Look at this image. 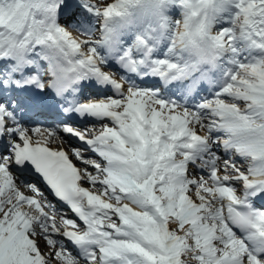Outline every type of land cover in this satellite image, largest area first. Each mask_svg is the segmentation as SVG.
Returning <instances> with one entry per match:
<instances>
[{"label":"snow or ice","instance_id":"obj_1","mask_svg":"<svg viewBox=\"0 0 264 264\" xmlns=\"http://www.w3.org/2000/svg\"><path fill=\"white\" fill-rule=\"evenodd\" d=\"M132 6H142V15L149 18L122 43L120 29L134 22ZM168 7L175 17L167 15ZM101 17V40L82 42L93 55L69 53L67 29L88 28L90 18ZM244 51L250 53L248 63L239 59ZM101 64L119 66L127 97L123 85L102 73ZM93 80L111 84L114 95H107L113 99L141 100L143 119L133 123L131 109L114 117L77 107L81 86ZM146 83L150 86L141 88ZM165 92L181 94V112L176 100L163 98ZM149 96L154 99L147 101ZM189 101L194 102L191 107ZM152 103L160 107L153 111ZM157 113L168 124L159 133L151 129ZM77 115L107 120L115 130L114 136H101L93 149L103 166L93 162L92 167L104 178L88 182L103 183L105 194L120 193L143 211L137 215L125 210L115 215L116 223L104 224L101 217L94 225L74 214L83 231L73 235L59 228L50 231L52 225L46 227L39 218L25 224L15 214L20 202L4 212L8 202L0 199V264H176L170 250L181 234L185 242L192 241L180 251L184 264L186 254L195 264H264V0H0V161L11 157L22 140L16 125L37 117H63L59 122L65 123ZM173 115L182 118L186 136L192 130V139L183 145L188 157L181 164L175 163L173 153L157 159L161 149L169 151L171 141L164 137L175 131L169 119ZM201 125L203 137L195 131ZM157 135L161 138L152 144L151 137ZM142 138L146 143L141 150ZM205 154L210 158L203 159ZM198 159L209 169L206 180L188 176L187 164ZM38 161L66 186L60 199L84 214L93 208L82 203L86 198L79 191L67 187L71 177L59 161L33 157L17 163L30 167ZM229 170L231 177L213 175ZM149 176L153 180L143 183ZM208 182L232 190L231 198L214 197L221 200L219 209L210 207L214 199L207 194L203 205L177 204L180 191L187 194L199 185L204 192ZM114 211L115 206L107 210L109 219ZM193 215L195 223L185 225L184 219ZM91 219H96L95 211Z\"/></svg>","mask_w":264,"mask_h":264},{"label":"rangeland","instance_id":"obj_2","mask_svg":"<svg viewBox=\"0 0 264 264\" xmlns=\"http://www.w3.org/2000/svg\"><path fill=\"white\" fill-rule=\"evenodd\" d=\"M90 2L91 3H95L96 2V0H90ZM110 2H114V0H110ZM101 8H102V6H101ZM130 11L133 13V18L132 19H134V18H136V17H139L140 16V14H141V12H142V6H132L131 8H130ZM167 11H170V18H172V17H175L176 16V12H175V10L174 9H172L171 7H168L167 8ZM91 20H92V24H91V27H90V29H87V31H79V30H76V31H73V30H71V28H68L67 29V31H70L71 32V34L76 38H79V40L81 41V42H83V40H86L87 38L88 39H90V40H95L97 37H98V35H97V30L99 29V27H100V25H102V22H103V18L101 17L99 20H97V19H95V18H90ZM84 32V33H83ZM91 33L92 34H95V35H91ZM82 47H83V49H84V46H80V48L82 49ZM87 49V48H86ZM242 54L240 55V57H239V59L241 60V61H244L245 63H248V59L246 60V59H243L242 58ZM138 101H139V103H141V100H139V99H137ZM147 101H150V100H148V99H146ZM122 101H123V99H122ZM151 107H152V110L153 111H155V109H157V108H159L160 106L159 105H157L156 103H152V105H151ZM241 107H242V105H241ZM178 112V111H177ZM118 113H122V109H120L119 111H118ZM180 119L181 117L180 116H178V115H173V116H171L169 119L172 121L173 119ZM159 122H166V121H164V120H162V119H160L159 118V114L157 113V114H155V115H153V118H152V123H154L155 125L156 124H159ZM183 122V121H182ZM107 125H109V124H107ZM201 129H203V126L202 127H198V128H196L195 129V131L196 132H199V131H201ZM95 130V129H94ZM189 130H191V129H189ZM97 131H99V129H96V132ZM192 131V130H191ZM152 138H153V136L151 137V143L153 144V141H152ZM158 140V138H156V141ZM145 143H146V141H145V139H141V150L143 149V147H144V145H145ZM168 148H169V145H168ZM160 152H162V154L163 153H168V152H171V151H168V152H165L163 149H161V151ZM180 153H181V151H180ZM162 154H159V155H162ZM87 158V157H86ZM179 159V158H178ZM96 160V158L95 157H93V158H90V159H88L87 160V162H90V164L92 165L93 164V162H95V163H97V164H101V166H103V161H100L99 159H97V161H95ZM99 160V161H98ZM92 161V162H91ZM184 160H181V162H180V164L183 162ZM177 164H179V163H177ZM191 166L192 165H188L187 164V169H192L191 168ZM91 167V166H90ZM95 167H91V168H89V170L87 169V171L85 172V170H84V176H83V184L84 185H86L87 186V188L88 189H90L91 191H93V193H102L103 195H105V193H106V189H105V187H104V184L103 183H98V184H95L94 186L92 185V184H90L88 181L89 180H87V178L86 177H90V179H95V180H101V179H103L104 177H103V174L101 173V174H99V175H97V171H95ZM220 174H222V172H219ZM229 174V173H228ZM188 176H189V178H191V179H196V178H200V179H202V180H206V177H204L203 175H196V173H194V171L192 172V171H188ZM229 176H231L230 174H229ZM86 178V179H85ZM110 179H112L113 181H115V179H113L112 177H109ZM117 179V181H118V183H123L124 181H122V180H119V178H116ZM149 180H153V176H149L148 177V180H144L143 181V183H148V181ZM116 182V181H115ZM210 186V187H209ZM186 187V186H185ZM109 188H111V184H109ZM12 189H14V187H12ZM172 189H169V191H171ZM214 190H215V192H214ZM149 191H150V188H149ZM193 193H195V194H199V195H201V196H204V199L202 200L201 198H199V199H197V197H196V195L194 196L193 195ZM207 194V198L208 199H214V197L215 196H217V195H219L218 193H217V189H214V188H211V185L208 183L206 186H205V190H204V192H201L200 191V186L198 185V186H196L193 190H191V191H189L187 194H185V192H183V191H180V193H179V196L177 197V204L178 205H184V204H188L189 206H191V203H192V201H195V203L196 204H198V205H203L205 202H206V200H205V195ZM118 195H119V193H112L111 194V196L110 197H108L109 198V201L113 204V206H115V210L117 209H119L121 212H124L125 210H127V212L128 213H132L133 211L137 214V215H139L142 211H143V209H140V208H138L137 207V205H135L133 202H131L127 197H124V198H119L118 197ZM198 196V195H197ZM201 196H199V197H201ZM202 200V201H201ZM125 203H130L131 205H133V206H135V207H137V210L138 211H136V210H134V209H132V208H130L129 207V205L127 204H125ZM221 205H220V200L219 199H214V204L213 205H210V207H214L215 209H219V207H220ZM167 211H168V213H170L171 214V216H175L176 215V213L175 212H173L172 211V209H171V207H169L168 209H167ZM204 215H207V213L205 214L204 213ZM114 217H115V215L113 216V218L112 219H109L110 221V224H112V223H116V221H115V219H114ZM192 222V223H195V221H196V217H195V215H193V216H189V217H187V218H185L184 219V224L185 225H187V224H189V222ZM173 222V224L175 223V221L173 220L172 221ZM207 223V222H206ZM213 223H215V222H213ZM182 227H183V225H182ZM186 231H188V229L187 228H185V232ZM192 241L191 240H188L187 242H185L184 240H183V234H181V239L179 240V241H174V243H173V248L175 249V253H176V255H175V259L179 262V264H184V261H182L181 259H180V251L182 250L181 248H182V246L185 244V243H191ZM203 243L205 244V245H207V243H208V237L207 236H204L203 237ZM192 251L194 252L195 251V246L193 247V249H192ZM187 256H189V258L187 259V264H195V261H193L191 258H190V254H186Z\"/></svg>","mask_w":264,"mask_h":264},{"label":"bare ground","instance_id":"obj_3","mask_svg":"<svg viewBox=\"0 0 264 264\" xmlns=\"http://www.w3.org/2000/svg\"><path fill=\"white\" fill-rule=\"evenodd\" d=\"M5 7L7 8L8 7V5L6 4L5 5ZM20 24H21V26H23V20H21V22H20ZM70 34H71V32L70 31H68ZM72 44V46L74 47V48H76L77 49V47L80 45V41L76 38H74V36L71 34L70 35V37H65V39H64V44L66 45V49H67V51L69 52V53H72V54H74V50L75 49H71V51H69L70 49H69V44ZM81 54H85V55H82V56H92V54H90V53H88L87 51H84L83 53H81ZM125 93H127L126 94V97L128 96V84H127V86H126V88H125ZM124 99V98H123ZM115 101H117V99H115L114 101H112V102H109V104H112V103H114ZM123 103H124V105H125V107L123 108V112L126 110V109H131L132 110V112L134 111V109H137L138 111H139V115L137 116V115H135L134 117H133V123H135V119H137V118H140V119H143V117L141 116V111H140V108H141V103H139V101L137 100V99H129V100H127L126 102H125V99H124V101H123ZM114 111H115V109H114ZM112 116H114V117H119V114L117 113V111L116 112H114L113 113V115ZM182 119V118H181ZM181 119H179L180 121H181ZM104 122H108L109 123V125H107L106 123H102L101 125H96L95 127L97 128V129H99V132H97L96 134H94V135H92V136H94V138H93V140H96L97 141V146H96V148L98 147V145H99V143H100V137L101 136H104V135H112V136H114L115 135V130H114V128L111 126V124H110V122L109 121H107V120H104ZM174 124V123H173ZM175 125V124H174ZM176 126V125H175ZM136 128L139 130V125L137 124L136 125ZM159 132H160V130H159ZM192 132V131H191ZM199 135L201 136V137H203V136H205L206 135V132L205 131H200V133H199ZM173 138H178V136L177 135H175V137H173ZM95 148V147H94ZM91 154H92V152H93V154H95V156H97V158L99 157L100 158V156L99 155H97V153H94V151L92 150V151H89ZM84 153V152H83ZM86 154H87V152H86ZM84 157H82V159H83ZM101 159V158H100ZM99 161V160H98ZM101 161V160H100ZM237 164H240V162H238L237 161ZM82 168H84V169H89V168H91L90 167V164H88L87 162L85 163V162H83V163H81V169ZM95 171H97V169H95ZM2 174H6V173H2ZM5 178H6V180H4V181H2V183H3V187H1L0 186V189L2 190V196L0 197V199H2V200H4V201H7L8 202V204H6L5 205V208H4V212H7V208H8V205H16V202L17 201H19V202H22V200L20 199V195L19 194H17L15 191H13L14 189H12V186L15 184L16 185V187L17 188H20L21 189V192L23 193V192H25L24 191V188H23V186H22V184L20 183V182H16L15 180H13V184H11L12 183V181H9V179L10 178H7V176H4ZM113 179H115L114 177H112ZM87 180H90V177H87ZM85 186V185H84ZM86 189H87V186L85 187ZM88 191H89V189H87ZM109 194V193H108ZM193 195L195 196L196 195V197H198V196H201V195H199L198 193L197 194H195V193H193ZM198 195V196H197ZM89 196H90V200L91 201H96L97 202V205H98V207H99V209H98V211H97V214H96V219L95 220H93L91 223L94 225V224H96L97 222H99V220L101 219V217H105L106 218V220L105 219H103V223L104 224H110V222H109V218H108V216H107V210L109 209V208H112L113 207V204L109 201V199L106 197V195L105 196H103V195H100V194H94L93 195V193H92V191L90 190L89 191ZM199 198H201L202 200L204 199V196H201V197H199ZM25 200V199H24ZM201 200V201H202ZM126 205L128 204L129 205V207L130 208H132V209H134V210H136V211H138L137 210V207H135V206H133V205H131L130 203H125ZM20 205L22 206V208H23V203H19V205H17V206H15V209L16 208H18V207H20ZM25 205V207L26 208H28V204L26 203V204H24ZM121 211L118 209H116L113 213H112V217L114 216V215H116L117 213H120ZM21 214H25V215H27V217L29 216L28 215V213H21ZM20 214V217L18 218L19 220H23V221H25L26 219H25V217H23L22 215ZM205 214H206V212H205ZM38 231H39V229H38ZM41 248L42 249H44V243H43V241H41ZM81 264H83V262H81Z\"/></svg>","mask_w":264,"mask_h":264}]
</instances>
